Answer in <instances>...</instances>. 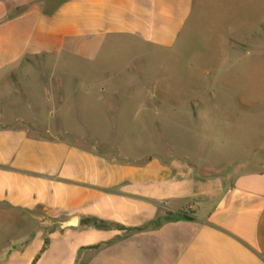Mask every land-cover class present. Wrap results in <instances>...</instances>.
Instances as JSON below:
<instances>
[{"label": "crops", "instance_id": "obj_1", "mask_svg": "<svg viewBox=\"0 0 264 264\" xmlns=\"http://www.w3.org/2000/svg\"><path fill=\"white\" fill-rule=\"evenodd\" d=\"M215 6L213 0H0V89L16 98L4 81L37 59L48 66L50 85L61 84L64 93L74 81L79 89L87 86L75 93L79 99L88 98L92 88L98 104L121 100L114 107L117 115L161 112L146 102L153 97L181 99L182 114L207 113L210 119L220 111L218 77L223 87H231L225 72L206 88H171L178 81L166 76L154 80L152 92L148 62L133 54L121 62L109 53L121 41L135 50H176L190 27L188 39L199 32ZM240 27L232 32L225 22L220 30L215 51L222 64L239 55L234 65L248 66L246 58L263 55L257 38L248 41L241 17ZM73 64L78 66L74 79ZM135 67L139 71H132ZM49 93V114L70 115V92L59 103ZM223 98L232 125L242 127L250 114L264 117L258 91L245 88ZM5 104L0 100V264H264L263 159L251 171L224 176L198 175L185 158L121 164L58 137L30 136L16 123L30 119L32 106L13 113ZM166 107V114L180 110ZM103 108L97 110L104 113L108 106ZM72 218L74 224L60 227ZM88 219L121 228L98 229Z\"/></svg>", "mask_w": 264, "mask_h": 264}, {"label": "rangeland", "instance_id": "obj_2", "mask_svg": "<svg viewBox=\"0 0 264 264\" xmlns=\"http://www.w3.org/2000/svg\"><path fill=\"white\" fill-rule=\"evenodd\" d=\"M213 1L216 6L212 9L210 18H207L208 20L195 36L188 39L189 34L192 35L190 27L181 38L180 44L176 46V50L165 53L149 49L142 51L141 48L135 50L128 42L121 41L113 54L109 53L110 59L121 62L131 57L132 54L137 60L148 62L149 65L145 69L147 76L153 79L149 84L152 92L155 91L153 89L156 85L154 80H162L166 76L174 82L178 81L169 84L171 88L185 89L190 85L206 88L209 82L216 79L217 75H224L223 72H225V79L231 81V87H223L222 79L218 77L219 84L216 85L219 88L220 97L216 103L220 111L215 110L210 119L207 113L200 117L199 115L182 114L184 110H181L183 105L181 99L161 100L153 97L146 99V102L153 107L157 106L161 112H155L150 108L145 114L117 115L118 111L116 112L114 107L118 105V102L120 104L121 100L105 98L102 102L108 108L103 113V110H97V107L104 108L103 103H97L96 93L93 92L95 90L90 88L89 97L79 99L75 93L84 92L87 86L82 85L79 89L80 84L73 81L72 84H67L69 85L68 92L64 93L61 90V84L50 85L49 68L43 60L37 59L28 60L4 81L3 85L8 87L9 93L17 99L7 98L0 89V100L5 98L7 110L10 109L13 113L26 111L32 106L30 119L16 123L17 126L26 128L30 136L58 137L77 148L96 152L105 158L116 159L121 164L139 165L142 161L151 159L181 160L185 158L190 161L188 163L195 173L201 176H207L208 173L224 176L232 170L251 171L256 168L259 161L264 160V117L260 116L257 119L253 116L254 114H250L244 119L242 127L232 125L231 119L227 121L225 119V117L232 118L233 116L224 115V105L227 100H224L223 95L227 92L237 95L245 88H250V92H259L264 103V52L261 57L246 58L248 66L243 65L244 63L242 66H235L234 61L239 60V55H234V52H232L234 56L226 60L228 63L222 64L216 55V52L217 54L221 52L215 51L218 48V42L215 41L225 22L227 28L232 27V32L241 30V17V20L246 22V33L249 31L248 41L257 38V43L264 45V0ZM221 9L227 19L224 22L219 20ZM232 38L236 41L235 36ZM246 41L247 37L243 42L246 43ZM229 63L233 64L232 67ZM206 65L212 68L208 73H203L202 69ZM73 67L74 79V76L78 75L76 68L78 66L73 64ZM139 69L135 67L132 71L136 72ZM194 81V84H190ZM256 86H258L257 90ZM49 90L55 103L63 102L62 97L65 98L70 92L72 95L69 101L70 115L49 114L51 111L47 103ZM183 96H187L186 92ZM198 102L196 106L202 108ZM166 103L168 105H165ZM161 104H164L163 110H161ZM166 106L180 110L166 114L165 110L168 109ZM258 113L259 111L255 112L256 115ZM197 121L200 124L195 125ZM142 123L148 124L144 130L139 128ZM131 160L133 162H128Z\"/></svg>", "mask_w": 264, "mask_h": 264}, {"label": "trees", "instance_id": "obj_3", "mask_svg": "<svg viewBox=\"0 0 264 264\" xmlns=\"http://www.w3.org/2000/svg\"><path fill=\"white\" fill-rule=\"evenodd\" d=\"M183 216L185 218L188 217L186 214H183ZM87 222H89V224H91L93 227L98 228V229H104V228H109V227L121 228L120 226H118L116 224H107V223L100 221V220H97V219H88Z\"/></svg>", "mask_w": 264, "mask_h": 264}, {"label": "water", "instance_id": "obj_4", "mask_svg": "<svg viewBox=\"0 0 264 264\" xmlns=\"http://www.w3.org/2000/svg\"><path fill=\"white\" fill-rule=\"evenodd\" d=\"M74 222H75V218H72V219H70V220H68V221H65V222H61L60 223V227H66V226H69V225H71V224H74Z\"/></svg>", "mask_w": 264, "mask_h": 264}]
</instances>
